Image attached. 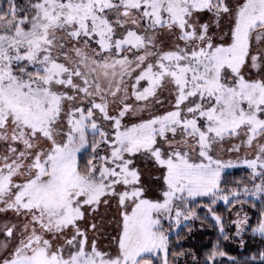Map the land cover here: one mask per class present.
<instances>
[{
    "label": "snow or ice",
    "instance_id": "obj_1",
    "mask_svg": "<svg viewBox=\"0 0 264 264\" xmlns=\"http://www.w3.org/2000/svg\"><path fill=\"white\" fill-rule=\"evenodd\" d=\"M0 264H264V0H0Z\"/></svg>",
    "mask_w": 264,
    "mask_h": 264
},
{
    "label": "trees",
    "instance_id": "obj_2",
    "mask_svg": "<svg viewBox=\"0 0 264 264\" xmlns=\"http://www.w3.org/2000/svg\"><path fill=\"white\" fill-rule=\"evenodd\" d=\"M232 171H233V175H240V174H242V170H232ZM210 235L211 234L206 235L203 238L205 240V242H207V240L210 238ZM229 251H230V254H232V255H242L243 254L239 249L236 248L235 245H231L229 247Z\"/></svg>",
    "mask_w": 264,
    "mask_h": 264
}]
</instances>
